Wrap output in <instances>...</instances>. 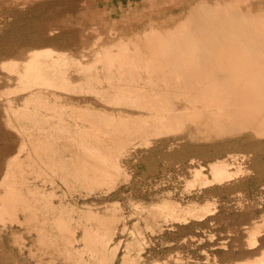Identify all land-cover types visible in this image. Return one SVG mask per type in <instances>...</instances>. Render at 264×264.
<instances>
[{
	"label": "bare ground",
	"instance_id": "obj_1",
	"mask_svg": "<svg viewBox=\"0 0 264 264\" xmlns=\"http://www.w3.org/2000/svg\"><path fill=\"white\" fill-rule=\"evenodd\" d=\"M231 1L196 0L169 27L155 22L154 16L166 11L156 9L151 1L153 8L143 14L147 31L144 35L135 33L133 40L141 48L125 47L112 57L113 61L104 64L107 77L102 80L99 75L91 79L83 66L74 68L75 75L68 73L72 67L67 60L75 59L69 58L71 55L69 59L61 58L65 53L61 51L59 56L58 50L50 47L31 49L22 61V70L19 61L0 63V70L15 74L18 83L16 89L2 92L12 133L4 135L9 142L0 145V159L5 162L0 184V222L17 223L35 231L33 240L26 243L16 229L0 224L1 262L5 251L3 237L8 231L10 249L17 251L13 257L17 264H83L85 252L96 264H114L122 247V239L114 240L120 220L116 208L110 217L95 211L85 198L72 196V184L64 179L69 197L55 203L51 199L55 194L36 190L25 173L38 177L47 170H60L77 181L86 183L88 179L92 183L89 186L96 187L117 180L123 173V164L130 160L150 166L154 157L156 162L164 160L163 155L168 152L183 154L179 162H189L192 169L187 185L196 184L199 190L205 188L204 192L216 191L215 185L232 181L226 186L229 190L244 173L258 176L256 154L262 151L264 140V6L241 10ZM93 17H89L92 22ZM106 52L107 48H101L96 56L99 60L106 58ZM81 73L84 77L77 75ZM80 80L86 86L95 81L101 95L91 98V91L75 89ZM19 92L25 96L8 98ZM113 118L116 125L115 120H110ZM108 120L114 127L106 123ZM136 135L141 139L139 147L128 148L131 137ZM13 140L17 142L16 149ZM24 150L30 168L18 163L19 153ZM53 156H58L55 162ZM204 163H208L210 178L202 176ZM234 166L236 171L230 169ZM214 212L210 204H188L182 208L180 203L166 198L148 213L165 222L185 223L189 217L201 221ZM259 234L260 226L256 225L247 235L250 245H257ZM138 244L135 241L134 246ZM59 258L61 261H55ZM131 260L134 259L127 244L120 264H130ZM254 264H264V252Z\"/></svg>",
	"mask_w": 264,
	"mask_h": 264
},
{
	"label": "rangeland",
	"instance_id": "obj_2",
	"mask_svg": "<svg viewBox=\"0 0 264 264\" xmlns=\"http://www.w3.org/2000/svg\"><path fill=\"white\" fill-rule=\"evenodd\" d=\"M15 1L0 0V14L2 15V17L0 15V63L5 60L6 62L8 61L7 63L18 64L19 61V69L22 70V61L27 59L31 49L50 47L58 50L56 53H59V56L61 53H65L63 54L64 56L61 54V58L65 57L64 59H66L71 55L69 58L75 59L72 61L67 60L69 66L71 64L70 67H72L69 68L68 73L75 75L76 66L77 69L83 66L82 69L86 68L85 73L87 72L86 75L91 79H95L99 75L101 80L107 77L105 75V69L107 68L104 64L113 61L114 58L112 57L117 56L125 47L129 50L137 47L141 48V45L134 43L133 40L136 37L135 33L145 34L143 32L147 30L144 28V21H147V19L141 23H137V21L139 18L143 19L140 16L141 11L147 13L153 8L150 5V0H93L92 3H89L91 0ZM153 1L154 5L158 7L156 9H168L174 7L179 0ZM210 2L213 3L212 0ZM231 2L232 5L237 6L241 10H246V7L254 10L264 6V0H232ZM76 5H78L77 9L75 8ZM65 10H68V12L66 11V13ZM179 10L163 12L161 16L156 17L155 15L154 18L161 20L171 14H178ZM78 12L79 14H76ZM89 17L90 19L93 17L95 20L92 22ZM53 18L56 19L54 20ZM84 19L86 20L84 21ZM34 33L37 37L33 35ZM101 48H107L109 54L106 52L107 56L103 55L106 58L99 60L96 52ZM14 51L18 52L19 55ZM127 52L130 51L127 50ZM67 54L68 56L66 57ZM86 65L88 68L90 67V70L87 69ZM9 74L7 70H0V145L5 144L7 141L9 142V139H5L4 135L7 136L12 133L6 121L7 117H5L6 96L2 95V92L4 90H14L18 87L17 76ZM77 75L84 77L85 74ZM80 81H77L76 85L79 84L75 89L82 87L91 91V98L93 95L95 97L101 95L95 81H91V84L87 82L89 86H86L84 79L83 81L86 85L83 81ZM111 95L107 96L111 99ZM24 96L25 94H20L19 92L17 95H9L8 98L17 97L21 99ZM78 98H84V96L78 95ZM18 102L21 101L19 100ZM42 110L43 112L45 111L44 108ZM110 120L114 121L115 119ZM107 122L110 126L114 127L116 125V120L114 121L115 124L109 122V120ZM139 139L140 137L137 135L131 137L132 142L130 141L127 145L128 148L139 147V142L141 141ZM262 143V151L257 152V160L255 162L256 167H258V176H253L252 172L238 175L240 178L237 177L235 180L240 179V181L229 190L226 189V186H229L232 181L229 182L230 184L225 183L226 185H215L214 187L218 188V190L213 192H204L205 188L199 190L196 184V186L187 185V180L192 179V169L189 162L185 160L183 161L184 163L179 162L183 156L181 153L170 155L168 152L163 155L164 160L156 162L157 158L154 157V160L150 161V166L146 162L130 160L126 163L127 165L123 164L124 166L121 170L123 173L120 172L117 180L96 187H90L92 183L88 179L86 183L81 180L77 181L72 179L71 175H66L67 172H61L59 169L57 173L48 172L47 170L38 177L30 172L29 175H27L28 173H25V175L27 177L30 176L29 179L34 182L36 190L43 189L45 192L48 191L46 193H50L51 190V194H55L51 197L55 203L58 199L64 198L66 200L65 198L69 197L66 192L68 189L64 187V179L69 181V184H72L70 185L71 190H69L72 191V196L80 197L81 199L85 198V201L95 211L110 217L113 209L116 208L120 220L115 229L114 240L122 239V247H120L114 264H120L121 256L127 244L130 246L131 258L134 259L131 260L130 264H150L155 261H160L163 264H254L259 255L264 252V140ZM13 144L16 149L17 142L13 140ZM139 151L143 152L144 150ZM19 156L18 163L25 168H30L27 166L29 165V158L26 151L19 153ZM55 157L58 158V156H53V162L57 160ZM178 164H181V166ZM187 164L189 167L186 166ZM207 164L204 163L202 176L210 178ZM1 165L0 184H2L4 179L5 168V162L2 158L0 159ZM195 165L194 167H197ZM234 168L235 166L230 167L231 170L233 169L232 171H236ZM50 182L51 186H49ZM53 183L59 185V187L54 186L55 184ZM40 186L43 187L41 188ZM63 191L66 192L65 195H62ZM166 198L178 202V204L180 203L182 208L188 206V204H210L214 207L215 212L201 221L187 216L189 218L185 223H183L184 221L181 223L165 222L162 217L158 219L148 213ZM0 224L7 226V228L13 227L14 230L16 229L17 234H20V237L26 243H30L35 236L34 230L28 231L20 224L12 223L11 225L9 221L0 222ZM256 225L260 226L261 234L256 237L257 245L252 246L249 244L250 236L248 239L247 235L250 234L252 229L254 230ZM123 228L124 230H122ZM10 238V232L8 231V234L3 237V249L5 251L2 253L4 255L2 259L4 262L0 261V264H17L13 258L17 251L10 249ZM135 241L139 242L138 246L140 247L134 246ZM139 248L142 249L138 250ZM42 256L48 257L44 254ZM55 261H61V258ZM71 264L75 263L72 262ZM83 264H96V261L85 252L83 254Z\"/></svg>",
	"mask_w": 264,
	"mask_h": 264
},
{
	"label": "crops",
	"instance_id": "obj_3",
	"mask_svg": "<svg viewBox=\"0 0 264 264\" xmlns=\"http://www.w3.org/2000/svg\"><path fill=\"white\" fill-rule=\"evenodd\" d=\"M151 1H153V0H150V4H152L151 3ZM194 1H196V0H179V1H177L176 3H175V6L174 7H170L169 9H165V11L166 12H168V11H173V10H175V9H180L179 10V13L178 14H171V15H169V16H167V17H164L163 19H161V20H159L158 18L157 19H155V22H159V24H164V26H166V27H169V26H172L178 19H180L181 17H182V15L185 13V9H186V7L188 6V5H190L191 3H193ZM208 2H210V0H207ZM214 0H212V2H213ZM186 4V5H185ZM182 9V10H181ZM142 13H144V14H147V13H149V11L147 12V13H145V12H143V11H141ZM141 13V17L143 18V19H141V18H139L140 20H138L137 21V23L139 22V23H141V22H143L144 20H145V17H143V14ZM172 13V12H171ZM145 22V21H144ZM136 23V22H135ZM127 24V23H126ZM129 24V23H128ZM146 26V25H145Z\"/></svg>",
	"mask_w": 264,
	"mask_h": 264
}]
</instances>
